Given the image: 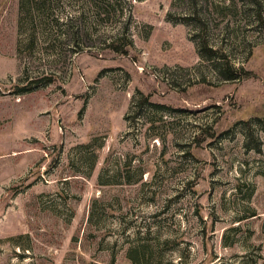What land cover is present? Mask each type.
Masks as SVG:
<instances>
[{
  "label": "rangeland",
  "instance_id": "1",
  "mask_svg": "<svg viewBox=\"0 0 264 264\" xmlns=\"http://www.w3.org/2000/svg\"><path fill=\"white\" fill-rule=\"evenodd\" d=\"M0 264H264V0H0Z\"/></svg>",
  "mask_w": 264,
  "mask_h": 264
},
{
  "label": "trees",
  "instance_id": "2",
  "mask_svg": "<svg viewBox=\"0 0 264 264\" xmlns=\"http://www.w3.org/2000/svg\"><path fill=\"white\" fill-rule=\"evenodd\" d=\"M42 0H39V2H41ZM111 48H113V49H115L116 51H118V52H120L121 51V46H120V44H119V46L118 45H116L115 43L113 44V45H111Z\"/></svg>",
  "mask_w": 264,
  "mask_h": 264
}]
</instances>
